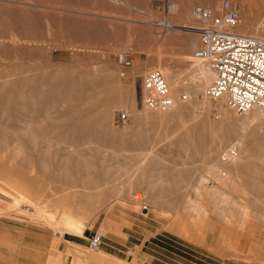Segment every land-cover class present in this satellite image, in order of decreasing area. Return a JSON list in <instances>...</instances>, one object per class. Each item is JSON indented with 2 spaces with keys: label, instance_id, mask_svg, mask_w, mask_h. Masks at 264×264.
<instances>
[{
  "label": "rangeland",
  "instance_id": "374dc122",
  "mask_svg": "<svg viewBox=\"0 0 264 264\" xmlns=\"http://www.w3.org/2000/svg\"><path fill=\"white\" fill-rule=\"evenodd\" d=\"M201 1L189 0L179 20L164 0L142 26L116 20L100 25L105 35L82 37L64 0H0V220L52 237L35 263L65 243L63 264H84L72 258L101 248L130 249L148 264H264V118L217 109L210 81L196 88L204 63L191 53L200 43L181 76L135 58L139 33L158 39L203 25L195 7L220 11L222 0ZM228 1L240 11L234 31L242 24L264 37V0ZM123 52L130 66L121 78ZM154 69L170 104L149 109L141 84ZM216 170L232 182L219 186ZM93 233L97 251L87 242ZM3 241L0 234V255Z\"/></svg>",
  "mask_w": 264,
  "mask_h": 264
},
{
  "label": "crops",
  "instance_id": "0c3cea01",
  "mask_svg": "<svg viewBox=\"0 0 264 264\" xmlns=\"http://www.w3.org/2000/svg\"><path fill=\"white\" fill-rule=\"evenodd\" d=\"M164 0H64L65 9L67 12H74L75 18V35L76 36H96L105 35V32L100 31L102 27L100 25H106L107 22L121 21L123 28H130L131 23H135V26L144 25L141 20L156 19L160 8L158 5L162 4ZM167 1V0H166ZM176 4V13L171 17L172 20H179L185 11L189 10V0H173ZM63 2V1H61ZM194 2V1H193ZM200 2H202L200 0ZM155 6V10H153ZM75 8L74 10H71ZM149 10V14H148ZM140 20V21H136ZM160 27L158 24H155ZM67 28V27H66ZM163 28V27H160ZM128 37L130 33L128 32ZM124 37L126 32L123 31ZM154 34L139 33L138 39H136L138 47V57L140 68L149 66H161L169 69L174 75L181 76L184 68L188 66L190 60L189 52L192 47L198 46L200 43L198 35L194 32L184 30L167 29L162 31L158 39H154ZM197 48V47H196ZM195 48V49H196ZM194 51V49H193ZM193 51L191 54H193ZM130 58V55H127ZM143 56V57H142ZM130 60V59H129ZM18 221L12 220H0V234L5 238L8 237V241H3L2 251L4 255L2 260L8 258L6 253H9L10 264H40L35 263V259L39 258L35 256L38 251L45 250L46 246L52 242V237L47 238L44 235H37L34 230L23 229ZM26 241L20 240V237ZM81 246L82 242L78 240L65 241ZM56 253H47L43 257L41 264H63L67 260V251L65 243H57ZM99 248V247H98ZM98 248L95 250L97 251ZM125 249V247L123 248ZM125 252L123 250L122 255L111 254L106 248L99 250V255L89 256L85 258L80 256L71 257L75 262H84V264H131L134 259V264H148L146 255L140 257L136 255L134 258L130 255V249ZM2 264H5L2 262Z\"/></svg>",
  "mask_w": 264,
  "mask_h": 264
},
{
  "label": "built area",
  "instance_id": "2783aa9c",
  "mask_svg": "<svg viewBox=\"0 0 264 264\" xmlns=\"http://www.w3.org/2000/svg\"><path fill=\"white\" fill-rule=\"evenodd\" d=\"M166 7L172 8V4ZM192 14L203 24L190 29L198 35L201 44L193 51V56L214 73L206 96L213 100L228 95L229 109L243 113L256 106L264 116V40L234 32L238 13L228 0L220 2V11L216 14L203 7L194 8ZM126 57V53L117 56L121 77L130 66ZM162 76L160 70L154 69L142 78V90L147 94L144 100L141 96V103L149 108L170 104ZM118 119L125 122L128 116L120 112ZM87 242L91 250H96L100 236L93 233L87 237Z\"/></svg>",
  "mask_w": 264,
  "mask_h": 264
},
{
  "label": "bare ground",
  "instance_id": "6f19581e",
  "mask_svg": "<svg viewBox=\"0 0 264 264\" xmlns=\"http://www.w3.org/2000/svg\"><path fill=\"white\" fill-rule=\"evenodd\" d=\"M195 8H199V7H195ZM169 9H171L170 11H174L175 9H174V5L172 4V8H169ZM203 9H207V8H203ZM207 10H209V11H211L210 9H207ZM237 10V13H238V21H237V24L235 25V27H237L238 26V24H239V22H240V19H239V15H240V11L238 10V9H236ZM192 16V15H191ZM194 16V15H193ZM195 18V17H194ZM162 25H164V24H162ZM170 26V24H168L167 23V27H169ZM234 27V28H235ZM184 28H186V27H184ZM234 30V29H233ZM245 28L244 27H242V24H241V26H240V29H239V34H241V35H245V36H250V35H248L247 34V32H245ZM186 31H192V30H190V29H187ZM235 32V31H234ZM236 33H238V32H236ZM252 37H258V38H260V39H262V40H264V37H261V36H252ZM200 47H201V44H200ZM123 53H126L127 54V52H123ZM122 53V54H123ZM119 55H121V53L119 54ZM194 59H196V58H194ZM197 61H201V60H198V59H196ZM201 62H203V61H201ZM201 67V66H200ZM202 67H204V68H199V70H198V74L195 76V81H196V85H197V89L199 90V91H201V90H203V88L205 87V86H207V84L209 83V81H210V85L212 84V82H213V77H214V73L210 70V68L204 63V65H202ZM158 70H160V69H158ZM161 71V70H160ZM120 72H121V69L119 68V76H120ZM161 73H162V78H163V80H164V82H165V86H166V90H167V97H168V92H169V85H168V83H167V80H166V78H165V76H164V74H163V72L161 71ZM123 74H124V72H123ZM124 76H125V74H124ZM124 76H122V77H124ZM121 77V76H120ZM121 77V78H122ZM145 77V76H144ZM210 85L207 87V89H206V91L208 90V88L210 87ZM143 93H144V96H143V100L145 99V96H146V91L145 90H143ZM182 96H184V99H186V96L185 95H182ZM214 101H218V105L217 106H215L217 109L218 108H222L223 107V104H227V100H228V95H221L220 97H218V98H216V99H213ZM220 100V101H219ZM144 103V102H143ZM145 107H147L146 105H144ZM163 107H165V106H163ZM162 107V108H163ZM227 107H228V105H227ZM147 108H149V107H147ZM157 108H161V107H157ZM149 109H152V108H149ZM230 110H232V109H230ZM233 111V110H232ZM235 112V111H234ZM248 112V113H247ZM123 113H126V112H123ZM243 113H247V115L248 116H250L251 117V119L253 120V121H255V122H258L259 123V121H260V119L261 118H264V116L262 115V113H261V111L259 110V108H257L256 106H252L250 109H248V110H246V111H244ZM127 114V116H128V118H129V115H128V113H126ZM128 120V119H127ZM126 120V121H127ZM125 121V122H126ZM222 170V169H221ZM226 172V171H225ZM227 174V173H226ZM213 178L215 179V181H216V183L219 185V186H226L225 185V183L226 182H232V180H231V178L230 177H228V176H226L225 174H223L222 172H220V171H217L216 170V173L213 175ZM231 185V184H230ZM139 196V195H138ZM91 251H95V250H91Z\"/></svg>",
  "mask_w": 264,
  "mask_h": 264
}]
</instances>
